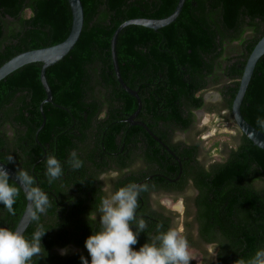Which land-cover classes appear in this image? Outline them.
I'll return each mask as SVG.
<instances>
[{"label":"trees","instance_id":"1","mask_svg":"<svg viewBox=\"0 0 264 264\" xmlns=\"http://www.w3.org/2000/svg\"><path fill=\"white\" fill-rule=\"evenodd\" d=\"M178 1L81 0V36L63 60L46 70L52 102L43 105L45 125L39 132L44 122L40 106L46 98L40 81L42 64L23 66L0 82V161L14 171H28L50 201L24 234L30 236L38 225L49 230L42 238L46 251L34 257L33 264H79L81 255L88 257L84 241L99 228V215L89 222L87 216L96 213L104 197L98 177L111 166L119 170L112 192L129 183L146 186L137 211L147 228L133 246L137 250L147 242V234H155L157 225L161 230L170 225V218L150 205V193L184 189L187 180L198 191L196 242L221 247L217 264H235L264 247V151L240 131L239 144L226 147L222 160L205 166L199 159L200 140L186 137L196 126L194 111L204 107V92L219 93L231 114L247 59L264 36V0H186L167 27L122 30L116 54L124 83L141 100L135 121L145 124L169 150L143 127L125 121L138 104L117 81L112 36L132 19L167 18ZM71 24L67 0H0V67L19 54L62 43ZM241 112L264 134L257 125V118L264 119V56L256 65ZM178 131L183 137L177 142L173 136ZM102 143L112 153L113 165L95 159ZM73 150L83 161L80 169L87 171L81 175L85 181L78 174L69 181L65 177ZM48 155H55L64 168V175L51 184L44 175ZM9 156L14 162L7 164ZM178 177L180 181H175ZM13 184L19 191L15 215L0 205V227L15 229L26 198ZM61 249L67 254L60 255Z\"/></svg>","mask_w":264,"mask_h":264},{"label":"clouds","instance_id":"2","mask_svg":"<svg viewBox=\"0 0 264 264\" xmlns=\"http://www.w3.org/2000/svg\"><path fill=\"white\" fill-rule=\"evenodd\" d=\"M257 125L264 129V119L257 118ZM13 162V156H9L7 164ZM44 163L49 184L64 175L62 163L55 155L46 156ZM66 163L72 170L83 166L75 150L69 153ZM10 181L25 189L30 221H39L50 206L48 194L36 185L28 171L16 169L10 178V173L0 164V205L10 215H15L13 205L19 195L18 188ZM145 190V185L129 183L101 198L96 213L91 211L87 216L89 222L97 221L99 215V228L85 239L90 260L81 255V264H190L188 240L175 228L161 230L162 226L157 225L154 235L147 234L146 243L138 250L133 247L141 233H146V221L137 211L138 197ZM48 231L38 225L30 236H25L17 229L0 227V264H33V258L42 257V251H46L42 238ZM60 254H67V249H61ZM235 264H264V247Z\"/></svg>","mask_w":264,"mask_h":264},{"label":"water","instance_id":"3","mask_svg":"<svg viewBox=\"0 0 264 264\" xmlns=\"http://www.w3.org/2000/svg\"><path fill=\"white\" fill-rule=\"evenodd\" d=\"M67 2L70 6V10L72 14V24H71L68 37L62 43L52 46V47L28 51V52L19 54L0 67V82H1L7 76L12 74L16 70L22 68L23 66H26L28 64H33V63L42 64L40 81L45 91L46 98L40 106V111H41V114L43 115L44 122L41 125L38 132L45 125L43 105L46 103L52 102V91L46 79V70L49 67L54 66L55 64L63 60L73 50L74 46L76 45V43L78 42L81 36L82 30L84 27V9H83L81 0H67ZM185 2L186 0H179L175 11L167 18H163V19L137 18V19H132V20L122 23L115 30L112 36V39H111V46H110L113 69H114L117 81L126 93H128L129 95H131L133 98L137 100V104H138L137 110L126 120V122H128L132 126L143 127L151 136H153V138L156 141L161 143L166 149H168V147L164 145L156 136H154L145 124L135 121L142 108L141 100L139 98L138 93L132 90L131 88H129L122 79V76L119 70L117 54H116V44H117V39H118V35L120 34V32L129 26H141V27H145V28L152 29L155 31L169 26L170 24L175 22V20L178 18ZM263 56H264V36L255 45L254 49L252 50L251 54L249 55L247 59V62L245 64L244 71H243V74L240 80L237 94L232 103L231 118L233 119L238 129L253 143V145L264 151V134L260 132L259 130H257L252 125H250L245 120L241 112V106H242L245 94L247 92V89L249 87V84L251 82L252 76L254 74V70L256 68L258 61ZM0 164H3V167L10 173V178L15 175L16 171H14L13 169H11L9 166H7L1 161H0ZM12 182L16 184L15 181H12ZM16 185L22 190V192L25 195V189L21 187L19 184H16ZM28 208H29V202L26 199L25 210L22 216L20 217L17 223V226L15 228L21 231L23 234H25V232L27 231L31 223L30 218L27 214Z\"/></svg>","mask_w":264,"mask_h":264},{"label":"flooded vegetation","instance_id":"4","mask_svg":"<svg viewBox=\"0 0 264 264\" xmlns=\"http://www.w3.org/2000/svg\"><path fill=\"white\" fill-rule=\"evenodd\" d=\"M203 99H204V107L194 111V114L196 116V122H197V117L199 116L200 113L208 114L214 120H221V119L225 118L227 113L229 114V111L227 110V108L224 107V103H223L222 98L215 101V100L208 99L207 96H203ZM70 133L75 134V133H77V131H75V132L70 131ZM180 136L183 137V133L178 131L174 134L173 139L175 141H177V138ZM89 139H91V137H89L88 140ZM187 145H191V144L187 143ZM83 147H84V145H83ZM99 148H100V150H98V152L95 155V159L97 160V162H103V160L106 159L108 161V163L109 162L112 163L113 162V159H111L112 153H110L104 147L103 143H102V146ZM113 163L111 165H113ZM90 167H91L90 165H87V168H90ZM67 168H69V167H67ZM70 169L71 168H69L68 170H65L66 171L65 177L68 181L70 180L69 178H73L77 174L80 175L81 180L85 181V179L81 178V175H82V172L84 173V175H87L86 170L84 171V170L80 169V171L79 170L73 171ZM118 176H119V170H118V168H115L113 166H111L106 172L101 173L99 175L98 181L102 184L101 190L103 192L104 197H107L108 195H110L112 193L111 184L113 181H115V179L118 180ZM83 178H84V176H83ZM180 179L181 178L178 177L175 181H178V180L180 181ZM108 180L110 181V184L109 183L107 184ZM70 182H72V181H70ZM74 182H76V180ZM72 185H74V183ZM67 194H69V193H67ZM154 194H162L164 196H167L172 205H176V206L179 205V206H181L180 207L181 210L183 209L182 210V211H184L183 212V216H184L183 222H185V224H182L181 232H182V235L188 240V243H189V253H190V257H191L190 264H198V262H199V264H217V261H218L217 259L219 257V254L221 253V247L217 243L210 242V241H208V242L203 241V242H199V243L196 242L198 237H200L199 236V228H198L197 223L195 222L197 210H196L195 205H194L195 204L194 199L197 197L198 191L196 190L195 187H193L192 180H187V184H186L184 189H175V190L168 192V193H165L162 191L151 192L149 195V197H150L149 201H150V205L152 207H153V205H152L153 201L151 200V197ZM154 205L155 206L153 208L155 210H158L166 218H170L169 228L170 227L175 228L178 225V223L181 221V217H182V215L180 213L181 210L180 211L171 210V209L167 208L163 202L162 203L161 202H154ZM192 238H194L193 241L196 244L191 242ZM193 255H196L197 257H195ZM197 258L199 259L198 262H197ZM232 262H234V261L232 260Z\"/></svg>","mask_w":264,"mask_h":264},{"label":"rangeland","instance_id":"5","mask_svg":"<svg viewBox=\"0 0 264 264\" xmlns=\"http://www.w3.org/2000/svg\"><path fill=\"white\" fill-rule=\"evenodd\" d=\"M202 96H207L208 99L215 101L221 98L220 94L214 90H208L204 92ZM227 114H226V118H223L221 120H214L208 114L200 113L199 116L197 117L195 128H193L191 132L186 136L192 142L193 141L198 142L200 140L201 142L200 144L202 146V151H203L200 160L201 162H203L205 166H209L212 163L219 162L220 160H222L223 156L227 152L225 151L226 147L228 149H231V148H235L239 144L241 132L234 123L233 119L231 118V114L228 115ZM108 183L110 184L109 180L107 184ZM151 200L153 201L152 202L153 207L155 206L154 202H161V203L163 202L166 205V207L171 210L174 211L181 210L180 208L181 206L172 205L169 198L162 194L152 195ZM182 210L180 211L182 215L181 221L175 227V229H177L181 234H182L181 226L182 224H185V222H183L184 211ZM58 253L60 254V250H58ZM193 256L197 257L196 255ZM198 261L199 259L197 258V262Z\"/></svg>","mask_w":264,"mask_h":264}]
</instances>
